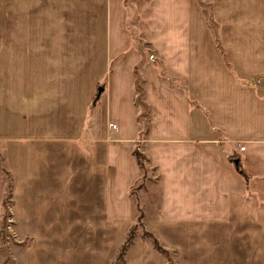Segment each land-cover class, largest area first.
I'll list each match as a JSON object with an SVG mask.
<instances>
[{
    "label": "crops",
    "instance_id": "1",
    "mask_svg": "<svg viewBox=\"0 0 264 264\" xmlns=\"http://www.w3.org/2000/svg\"><path fill=\"white\" fill-rule=\"evenodd\" d=\"M232 157L264 181V0H0V228L9 197L22 264H113L133 228L122 264L208 234L214 264L264 260Z\"/></svg>",
    "mask_w": 264,
    "mask_h": 264
},
{
    "label": "rangeland",
    "instance_id": "2",
    "mask_svg": "<svg viewBox=\"0 0 264 264\" xmlns=\"http://www.w3.org/2000/svg\"><path fill=\"white\" fill-rule=\"evenodd\" d=\"M129 5H132L133 0H125ZM132 25V24H131ZM136 40H138V37H135ZM140 43V40H139ZM145 48V47H144ZM145 126H147L145 122ZM145 130V127H144ZM145 132V131H144ZM146 137V136H145ZM144 137V139H145ZM242 146L239 148L240 152ZM142 150L144 151L145 155V161L142 159L141 162L145 166V172H143L141 178L135 185L134 189V198H135V212L137 216V226L135 228L138 229L139 226H142L141 223V203L142 201L137 197V194H151V192L158 189V180L157 173L155 169L149 164V161L147 159V150L146 147H143ZM245 151V150H244ZM245 187L252 189V196H254L253 199H258L260 201H264V181H244ZM7 203L5 204V211L2 214V226L0 228V264H22L21 263V250L27 249V247L30 246V240L24 239L22 237L19 229L13 227L12 229L8 228L7 223V217L10 214L9 211V197L6 199ZM143 227V226H142ZM133 228L131 230L125 245L119 250V252L116 255V261L113 262V264H122L123 263V256L126 253V250L131 242V239L136 231V229ZM210 242H211V235H207L202 241V245H196L195 243H192L189 245V253L188 260H179L178 257H175L172 255V253H168V260L169 264H214V260L212 259L211 255V249H210ZM157 248H160V245L157 243L155 245ZM199 246V252L197 251V248ZM110 247V246H109ZM126 249L123 253V250ZM123 254V255H122ZM25 254L23 255V258H25ZM26 262V258L24 259ZM217 261V260H216ZM24 262V263H25ZM47 264H52V262H48ZM235 264H240L239 261L235 262ZM251 264H264V260H257L251 262Z\"/></svg>",
    "mask_w": 264,
    "mask_h": 264
},
{
    "label": "trees",
    "instance_id": "3",
    "mask_svg": "<svg viewBox=\"0 0 264 264\" xmlns=\"http://www.w3.org/2000/svg\"><path fill=\"white\" fill-rule=\"evenodd\" d=\"M125 6H126L127 10H130L132 8V5H129L126 1H125ZM135 73H136V76L139 75V70L137 69L135 71ZM135 92L137 94V98L135 100V103H136L137 107L140 108L139 116H138V119H137V123L140 126L142 124V121H144L148 117L149 113L144 110L143 105L140 103V99L138 98V96H140V97L142 96V90H141V88H138L137 85L135 87ZM133 154H134L135 158L137 159V163H138L141 171L145 172V166L141 162L142 159L145 161V155L139 150V148H137L134 151ZM231 161L235 164V168H236L237 172L243 177L244 181L248 180L249 177L245 174V172H244V170H243V168L241 166L240 159L238 157H232ZM125 250L126 249L123 250V253H124Z\"/></svg>",
    "mask_w": 264,
    "mask_h": 264
},
{
    "label": "built area",
    "instance_id": "4",
    "mask_svg": "<svg viewBox=\"0 0 264 264\" xmlns=\"http://www.w3.org/2000/svg\"><path fill=\"white\" fill-rule=\"evenodd\" d=\"M113 130H116L117 126L116 125H112L111 126ZM245 150V147L241 148V151H244ZM11 216H8L7 217V223H8V228L9 229H12L14 227V223L11 221Z\"/></svg>",
    "mask_w": 264,
    "mask_h": 264
}]
</instances>
